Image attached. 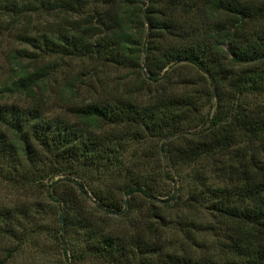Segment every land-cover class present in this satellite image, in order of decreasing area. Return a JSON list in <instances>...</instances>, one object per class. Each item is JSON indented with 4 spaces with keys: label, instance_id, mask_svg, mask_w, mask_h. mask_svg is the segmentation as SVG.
<instances>
[{
    "label": "trees",
    "instance_id": "trees-1",
    "mask_svg": "<svg viewBox=\"0 0 264 264\" xmlns=\"http://www.w3.org/2000/svg\"><path fill=\"white\" fill-rule=\"evenodd\" d=\"M61 7L79 18L70 39L49 38L45 50L127 69L126 90L122 84L111 101L69 105L73 121L53 120L38 91L45 72L20 69L13 85L32 105L0 107V179L43 187L73 264H264V0H66ZM176 67L196 70L215 93L196 92L189 78L180 92L171 88ZM146 137L160 143L171 168L159 173L176 187L166 201L157 200L153 176L122 169L128 144ZM41 157L46 169L32 162ZM197 164L209 169L194 170L183 198L179 168ZM93 176L102 189L91 188ZM91 192L97 210L126 219L136 194L164 206L145 213V228L131 222L115 231L88 209ZM171 209L179 211L174 219ZM25 215L0 206V238L14 236ZM71 244L76 253L68 257Z\"/></svg>",
    "mask_w": 264,
    "mask_h": 264
},
{
    "label": "rangeland",
    "instance_id": "rangeland-1",
    "mask_svg": "<svg viewBox=\"0 0 264 264\" xmlns=\"http://www.w3.org/2000/svg\"><path fill=\"white\" fill-rule=\"evenodd\" d=\"M58 3L51 8L46 4L40 6L35 0H0V107L22 109L31 106V99L17 92L13 83L18 80L20 69L32 72L42 68L45 72L43 78L45 87L39 85L38 91L43 93L44 115L48 119L60 118L70 122L73 120L68 113L69 105L111 101L117 97L115 91H121L122 84L123 89L126 90L125 85L128 84L130 73L127 69L107 66L86 58L57 57L52 52L54 47L51 46L45 50L49 38L59 37L60 42L70 39L71 22L79 18L76 13L68 12L61 7L66 0H59ZM144 3L147 4L146 1ZM91 8V6L89 9L85 8L82 12L90 13ZM41 46L44 47V51L40 50ZM174 71L175 73L170 72L173 76L170 86L178 92L182 90V85L188 78L194 83L192 87L196 92H200L201 88L214 90L207 84L202 86L203 80L192 68L178 70L176 67ZM176 72H179L180 77L184 76L185 80H179ZM69 88L74 91L72 97L70 91L64 92ZM159 146L160 143L152 137H146L141 142L131 141L123 155L122 169L153 176L152 187L159 195L156 196L157 200L166 201L176 193V187L174 190L170 182L159 174L165 169H171L164 160ZM41 160L42 157L40 163L37 160L32 161L36 169L48 167ZM179 169H183L179 175L185 179L182 182V196L186 198L192 187L191 174L194 170L209 168L197 164ZM174 175L176 180L177 174ZM14 180L19 183L11 182L10 179H0V206L26 211V215L18 217L20 222L14 231V236L0 238V264H73L70 256L76 253L77 246L71 244L68 252L70 260H66L61 245L60 217L55 202L47 196L39 184H23L21 183L23 180L19 178ZM90 185L94 191L105 186L100 176H93ZM89 197L90 200L86 202L88 209L96 212L98 218L107 220L115 231L129 229L131 222H139L145 228L149 221L146 220L145 213H149L152 207L164 206L160 202L150 203L139 194L131 199L124 198V201L129 199L133 201L136 207L135 212L126 219L115 214L106 215L97 210L92 192ZM177 213L179 214L177 209H171L166 215L169 219H174ZM168 236L177 243L183 239L176 230H172ZM75 238L69 236L67 241L74 242L75 245ZM83 264L96 263L92 261Z\"/></svg>",
    "mask_w": 264,
    "mask_h": 264
},
{
    "label": "water",
    "instance_id": "water-1",
    "mask_svg": "<svg viewBox=\"0 0 264 264\" xmlns=\"http://www.w3.org/2000/svg\"><path fill=\"white\" fill-rule=\"evenodd\" d=\"M212 92L215 93L214 90H212Z\"/></svg>",
    "mask_w": 264,
    "mask_h": 264
}]
</instances>
